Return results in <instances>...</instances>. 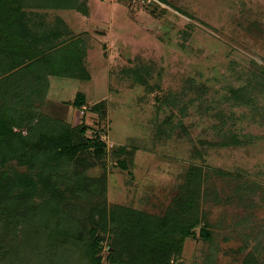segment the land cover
<instances>
[{"label": "rangeland", "instance_id": "1", "mask_svg": "<svg viewBox=\"0 0 264 264\" xmlns=\"http://www.w3.org/2000/svg\"><path fill=\"white\" fill-rule=\"evenodd\" d=\"M81 1L87 15L35 9L22 17L34 31L61 17L71 32L46 49L49 62L66 74H49L38 84L46 85L34 109L44 129L84 119L87 137L101 132L107 157L92 163L87 156L81 175L95 183L104 178L110 209L163 215L189 174L202 169L201 210L212 240L197 229L172 264H242L248 254L264 261V0ZM38 49L29 48L30 55ZM77 57L89 78L67 72L79 67V61L72 65ZM78 92L87 97L82 109L71 103ZM100 101L105 117L91 110ZM55 162L63 188H72L75 160ZM0 166L31 175L17 160ZM71 196L75 217L86 216L91 195ZM99 234L102 264H110L109 235ZM62 255L70 264H89L77 249Z\"/></svg>", "mask_w": 264, "mask_h": 264}, {"label": "trees", "instance_id": "2", "mask_svg": "<svg viewBox=\"0 0 264 264\" xmlns=\"http://www.w3.org/2000/svg\"><path fill=\"white\" fill-rule=\"evenodd\" d=\"M35 9H73L88 14L86 1L81 0H0V75L6 74L0 78V161L17 160L31 171L22 178L0 166V264H70L62 252L76 249L89 264H102L104 236L99 232L109 235L110 264H172L197 229L201 238L212 240L210 223L201 210L205 195L201 193L205 181L202 169L195 168L189 174L163 215L131 207L110 209L104 178L95 183L81 175V169L89 164L87 156L93 158L92 163L107 157L101 132L87 137L84 119L76 126L59 127L52 122L48 131L44 129V119L34 109L35 100L44 97L46 85L40 89L38 84L49 74H66L49 62V55L59 47L56 42L71 32L61 17L53 26L44 22L40 31L30 29L22 17ZM31 47H39L36 57L30 55ZM10 52L12 58L8 57ZM80 60H73L72 65L79 61V67L67 72L87 79L89 74L81 68ZM18 84L32 91L24 92L25 87ZM71 103L82 109L87 97L78 92ZM91 110L105 117L106 103L100 101ZM32 117L36 121L32 122ZM231 140L240 143L237 137ZM55 159L75 160L78 176L72 188H63L65 182L55 171L59 167ZM82 190L91 195L90 206L87 215L77 219L74 209L78 204L71 195ZM242 264L264 261L248 254Z\"/></svg>", "mask_w": 264, "mask_h": 264}, {"label": "built area", "instance_id": "3", "mask_svg": "<svg viewBox=\"0 0 264 264\" xmlns=\"http://www.w3.org/2000/svg\"><path fill=\"white\" fill-rule=\"evenodd\" d=\"M149 1H152V0H149Z\"/></svg>", "mask_w": 264, "mask_h": 264}]
</instances>
